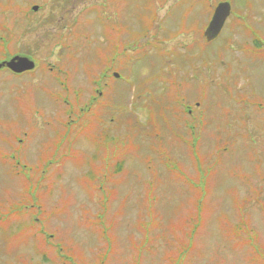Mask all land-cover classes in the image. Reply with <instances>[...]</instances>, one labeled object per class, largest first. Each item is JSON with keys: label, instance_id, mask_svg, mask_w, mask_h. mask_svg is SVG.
Here are the masks:
<instances>
[{"label": "rangeland", "instance_id": "1", "mask_svg": "<svg viewBox=\"0 0 264 264\" xmlns=\"http://www.w3.org/2000/svg\"><path fill=\"white\" fill-rule=\"evenodd\" d=\"M1 1L10 2L3 10L20 8L21 0ZM38 1L33 21L57 16L59 7ZM164 1V21L185 18L165 22V31L178 29L160 44L185 52L175 64L180 84L167 71L160 77L169 59L158 49L114 48L124 35L157 31L163 1L60 11L50 34L57 52L43 26L29 30L36 70L0 77V94L9 91L0 101V264H264V0H227L233 14L220 35L198 46L219 0ZM60 58L67 75L53 67L38 78L42 63ZM112 60L124 79L108 80L102 129L97 121L86 133L96 143L82 125L72 149L64 141L52 153L66 156L63 164H41L36 153L48 151L29 141V126L65 132L57 121L65 103L81 99L83 78L92 85ZM60 78L80 79L82 89L66 92Z\"/></svg>", "mask_w": 264, "mask_h": 264}, {"label": "flooded vegetation", "instance_id": "2", "mask_svg": "<svg viewBox=\"0 0 264 264\" xmlns=\"http://www.w3.org/2000/svg\"><path fill=\"white\" fill-rule=\"evenodd\" d=\"M27 1L29 0H21V5L19 6L20 8L17 11L11 12L10 10H3L10 2L0 0V53H29V29L33 26L29 23V9L27 7ZM96 6L97 3L82 5L80 8L89 7L91 10H94ZM60 21L61 19L58 20L59 23ZM41 24H43L41 19L36 20L33 23L34 26L38 27L41 26ZM114 48H121L122 53H129V37L125 35L122 36L121 39L117 41ZM119 64H121V61L118 62L117 60L116 66H119ZM1 68L11 73V71L5 66ZM111 73L113 74V71ZM103 75L105 78L103 84L107 89V94L109 90L108 80H110L111 77H109L106 70ZM98 93L101 94V91ZM58 158L59 157L57 156V159Z\"/></svg>", "mask_w": 264, "mask_h": 264}, {"label": "water", "instance_id": "3", "mask_svg": "<svg viewBox=\"0 0 264 264\" xmlns=\"http://www.w3.org/2000/svg\"><path fill=\"white\" fill-rule=\"evenodd\" d=\"M229 10L230 6L227 2H221L216 6L212 18L204 32L207 40H211L217 36L229 14ZM9 66H11L14 70L20 71L32 67V63H30L26 58L18 57L12 59L9 62Z\"/></svg>", "mask_w": 264, "mask_h": 264}]
</instances>
